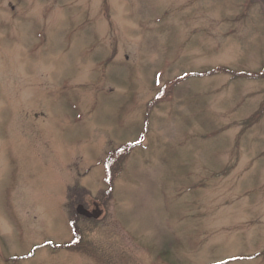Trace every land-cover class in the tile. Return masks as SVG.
<instances>
[{
    "label": "rangeland",
    "instance_id": "374dc122",
    "mask_svg": "<svg viewBox=\"0 0 264 264\" xmlns=\"http://www.w3.org/2000/svg\"><path fill=\"white\" fill-rule=\"evenodd\" d=\"M243 1L0 0V264H264Z\"/></svg>",
    "mask_w": 264,
    "mask_h": 264
},
{
    "label": "flooded vegetation",
    "instance_id": "af4514ba",
    "mask_svg": "<svg viewBox=\"0 0 264 264\" xmlns=\"http://www.w3.org/2000/svg\"><path fill=\"white\" fill-rule=\"evenodd\" d=\"M242 7L244 8V11L247 13H249V11L255 7L256 10L254 12V19L255 21H257L258 19L260 20V25H261V29L262 30H257L259 32V36L262 37L264 39V0H244ZM247 10V11H246ZM242 12L244 14H246L245 12ZM227 32H230L229 34L233 35L236 30H227ZM257 49H259V51H264V42H260L259 44L256 45ZM260 67L258 70H248V69H242V68H238V71H241L242 74L247 77L248 79H258V78H264V58L263 60H261V62L258 64ZM264 102V100H263ZM96 206H94L92 208V210L89 211V213L93 212V209H95ZM76 222V217L75 219L71 222V231L74 235V237L72 238V242L74 243L75 240L77 239V232L75 231V227L74 224ZM71 243L68 244V246H66V243H63L62 246L65 247H70ZM58 247H61V243H57Z\"/></svg>",
    "mask_w": 264,
    "mask_h": 264
},
{
    "label": "water",
    "instance_id": "95a60500",
    "mask_svg": "<svg viewBox=\"0 0 264 264\" xmlns=\"http://www.w3.org/2000/svg\"><path fill=\"white\" fill-rule=\"evenodd\" d=\"M76 213L80 214V215H83V216H85L87 218H89V217L97 218L100 212L99 211H94L92 213H89V211L86 210L81 204H78L76 206Z\"/></svg>",
    "mask_w": 264,
    "mask_h": 264
}]
</instances>
